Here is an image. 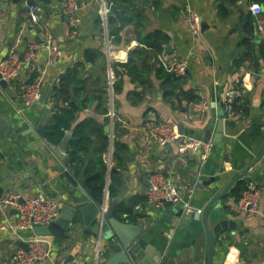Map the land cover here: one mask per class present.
Returning a JSON list of instances; mask_svg holds the SVG:
<instances>
[{
  "label": "crops",
  "instance_id": "0c3cea01",
  "mask_svg": "<svg viewBox=\"0 0 264 264\" xmlns=\"http://www.w3.org/2000/svg\"><path fill=\"white\" fill-rule=\"evenodd\" d=\"M255 2L262 7L264 24V0H133L140 16L133 17L131 23L125 20L131 15L130 2L122 9L113 0H78L82 23L77 35L70 38L61 0H0V62L21 33L20 57L43 40L44 35L28 25L30 3L41 7L42 21L61 50L58 60L49 64L47 52L41 48L22 77L7 87L0 84V198L44 194L57 203L60 213H71L75 206L87 203L76 185L91 196L84 185L85 169L100 144L99 136L107 135L109 146L103 155L107 187L117 164L122 186L116 198H111L106 188L104 212L112 205L115 213L120 202L132 204L140 199L134 206L137 222H125L141 228L136 251L160 255L170 264H208L211 247L205 224L208 221L210 231L213 226L206 207L249 169L219 200L233 226L213 236L210 264H264V157L255 164L264 152V34L258 32L257 19L249 10ZM104 5L118 6L121 20L111 9L104 19ZM186 8L202 18L198 37L192 35L185 20ZM158 31L168 41L156 52L145 39ZM181 61H187L188 74L185 83L177 86L167 74L173 75L174 66ZM40 77L43 97L26 105L21 87ZM64 84L66 95L54 96L55 88ZM230 92L237 94L235 118L227 113ZM197 101L209 105L202 117L189 108ZM64 109L74 110L72 129L84 127L93 141L79 176L66 161L73 130L65 133L60 145L46 138V127ZM160 118L183 125L184 133L191 137L204 140L210 131L211 141L216 135L225 141L220 138L212 144L210 157L203 164L194 155L179 157L175 146L161 145L154 136ZM116 141L123 146L120 163L114 160ZM154 171L162 172L181 192L194 188L191 205L202 213L186 216L181 203L149 206L145 192L149 173ZM242 180L261 191L258 214L237 209L233 190ZM15 220L14 211L0 205V264H12L13 251L35 236L34 232L12 229ZM97 221L85 226L82 215L75 213L65 237L47 236L53 241L52 259L62 264L108 260L110 247L118 239ZM99 246L103 253L96 260Z\"/></svg>",
  "mask_w": 264,
  "mask_h": 264
},
{
  "label": "built area",
  "instance_id": "2783aa9c",
  "mask_svg": "<svg viewBox=\"0 0 264 264\" xmlns=\"http://www.w3.org/2000/svg\"><path fill=\"white\" fill-rule=\"evenodd\" d=\"M242 3V0H236ZM104 3H107L106 1ZM111 6V5H110ZM110 6L104 5L101 9V16L105 19L110 12ZM61 13L66 21L70 33L69 37L74 38L81 26L82 19L79 15L78 0H61ZM250 12L257 19V29L260 34H264V24L260 18L262 7L258 3H251ZM28 25H33L39 33L44 35L40 44H32L27 53L23 55V61L20 59L19 45L23 39L20 35L18 41L9 49L6 58L0 62V80L7 83H13L24 75V71L35 61L38 51L43 48L47 52L48 63H54L61 56V50L55 42L53 33L48 29L42 21V9L38 4L30 3L28 5ZM185 20L190 27L192 35L200 36L202 31V18L190 8L185 9ZM173 74L177 77H185L188 73L187 61L177 63L173 68ZM42 77L31 83H25L21 87V98L26 105H32L41 101L43 94ZM236 92H230L227 95V113L230 117L235 118L238 114L233 109V101L236 99ZM191 111L202 117L209 109V105L203 101L191 103L189 106ZM154 136L161 145H173L176 147L177 155L185 157L194 155L199 157L201 163H205L210 157L212 143H205L202 140L195 139L190 135L181 133L179 125L172 119L160 118L155 123ZM2 155L0 153V164L2 163ZM194 195V188L181 189L173 185L160 171L150 172L148 176V186L145 192L146 202L149 206L159 207L165 204L181 203L183 212L186 216L192 214L200 215L202 209L194 210L191 200ZM261 191L252 182L248 183V188L242 193L237 209L239 212L255 215L260 210ZM0 205L11 209L15 213V223L12 229L19 231L33 230L38 226H46L59 218L60 212L57 203L44 194H37L30 197H22L17 194H9L0 198ZM171 239L172 235L168 234ZM53 241L47 236H37L26 240L25 245L17 247L10 255L12 264H40L45 260H49L50 264L57 263L52 259ZM101 246L96 252V260L102 254ZM66 264H83L78 260H73ZM134 264V263H127Z\"/></svg>",
  "mask_w": 264,
  "mask_h": 264
},
{
  "label": "trees",
  "instance_id": "16d2710c",
  "mask_svg": "<svg viewBox=\"0 0 264 264\" xmlns=\"http://www.w3.org/2000/svg\"><path fill=\"white\" fill-rule=\"evenodd\" d=\"M114 3L118 4L122 9L124 8V4L126 2L131 7L129 12L131 13L125 20L126 22H132L133 17L140 16V12L135 4L132 3L133 0H113ZM125 11V9H124ZM148 47L152 48V50L159 52L163 49L162 45L168 41L167 37L161 32H155L152 35H149L145 39ZM188 74V73H187ZM174 75V74H173ZM172 74H167V78L169 81L174 84L176 82L177 86H182L186 79L185 77H177ZM34 77V76H33ZM33 79V78H32ZM30 81L33 82L35 78ZM67 85H60V87L55 88L54 96H64L66 95ZM188 95V94H187ZM186 95V96H187ZM188 99V97H187ZM195 99V98H194ZM75 119V114L73 109H64L62 115H55L53 119L50 121L48 126L46 127V138L47 140L54 144L60 145L64 140L65 133L67 131L73 130V139L69 141L67 147V158L66 161L68 165L72 167V169L79 176V171L81 167L85 164V157L89 156L91 153V144L92 140L89 137V134L86 133L84 127H75L72 129V123ZM100 144L95 146L94 152L92 153V157L89 158L88 166L86 167V180L85 187L91 193L92 198L99 204L103 202V197L106 191V188L109 192L111 198H116L118 196V190L122 186V175L118 170L119 164L112 169L110 181L111 184L107 187V173L108 167L103 159V155L108 150L109 146V138L107 135L99 136ZM114 160L116 163H120L122 161L121 154L123 153V146L119 142H115L114 144ZM248 188V181L242 180L240 181L235 189L233 190L234 195L238 197V201L242 195V193ZM138 199L136 202L132 204H127L124 202H120L115 210L114 216L122 221H129L130 223H136L139 218L138 211L134 209L135 204L139 202Z\"/></svg>",
  "mask_w": 264,
  "mask_h": 264
},
{
  "label": "water",
  "instance_id": "95a60500",
  "mask_svg": "<svg viewBox=\"0 0 264 264\" xmlns=\"http://www.w3.org/2000/svg\"><path fill=\"white\" fill-rule=\"evenodd\" d=\"M111 13H113L118 19L121 20V10L116 5L111 6ZM21 60H23V55H21ZM130 60V59H129ZM0 84L3 87H7L9 84L3 80H0ZM214 128V125L210 127V130ZM106 131H109L108 127H106ZM179 131L184 133V126H179ZM220 132V127L217 131ZM210 131L207 132L205 139L196 138L198 140H202L205 143H212L216 144L219 139L221 141H225L222 137H215V139L210 140L209 137ZM52 145V144H51ZM58 152L59 148L55 147ZM61 156L62 153H59ZM64 157V156H63ZM264 157V152L259 156L258 160L255 162L258 163ZM248 170L244 171L236 178H234L228 185L225 187L223 193L213 199L208 206L206 207V214L210 212L209 219L210 225L213 226V231H210L208 226V221L206 222V232L209 237L211 251L209 254L208 264H210L212 259V254L214 250V235H218L222 233L224 229L232 228L233 221L229 219L228 215L225 211V207L219 203L220 198L223 194L238 180L243 179L247 174ZM77 189L83 193V195L87 198V203L83 205L75 206L76 209H72L71 213H64L61 212L58 219L54 222L46 225V226H38L34 229L37 235L41 236H52L57 239H62L66 235V231L69 226L72 224V220L75 216V213H80L82 215L83 223L85 226H89V224L93 221V219L98 220V224L102 225L103 227H109L112 231L113 235H115L118 239L117 244L110 247L112 255L101 264H127V263H134V264H170L167 258L161 259L160 255L157 254H150L148 251H136V238L139 233H141V228L130 224L125 223L118 220L113 213V206L110 205L107 212H104V200L102 204L93 201L92 197L87 194L83 190L80 185H76ZM73 257H70L72 260Z\"/></svg>",
  "mask_w": 264,
  "mask_h": 264
},
{
  "label": "bare ground",
  "instance_id": "6f19581e",
  "mask_svg": "<svg viewBox=\"0 0 264 264\" xmlns=\"http://www.w3.org/2000/svg\"><path fill=\"white\" fill-rule=\"evenodd\" d=\"M9 84V83H8ZM33 232L35 233V231L33 230ZM35 235H37L36 233H35ZM37 236H41V235H37Z\"/></svg>",
  "mask_w": 264,
  "mask_h": 264
}]
</instances>
